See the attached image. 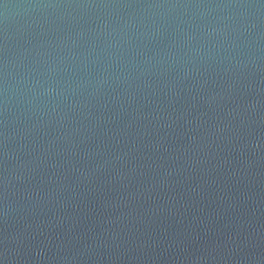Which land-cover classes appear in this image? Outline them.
<instances>
[{"label": "water", "instance_id": "obj_1", "mask_svg": "<svg viewBox=\"0 0 264 264\" xmlns=\"http://www.w3.org/2000/svg\"><path fill=\"white\" fill-rule=\"evenodd\" d=\"M0 264H264V0H0Z\"/></svg>", "mask_w": 264, "mask_h": 264}]
</instances>
